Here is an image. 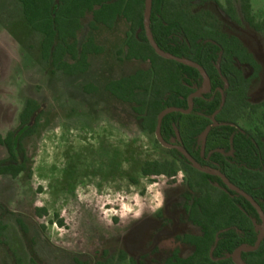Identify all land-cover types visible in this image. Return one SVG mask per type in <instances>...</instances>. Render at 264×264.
Returning a JSON list of instances; mask_svg holds the SVG:
<instances>
[{
  "label": "trees",
  "instance_id": "1",
  "mask_svg": "<svg viewBox=\"0 0 264 264\" xmlns=\"http://www.w3.org/2000/svg\"><path fill=\"white\" fill-rule=\"evenodd\" d=\"M208 1L152 0L149 16L159 48L195 61L207 75L209 89L192 98L191 108L189 96L201 88L204 77L199 69L155 52L146 32V0H11L5 10L8 21L25 20L29 24V47L38 50L52 72L70 76L87 72L90 57L105 52V43L97 39L102 25L111 28L120 17L129 24L125 44L115 50L114 61L135 60L148 65L108 80L102 89L127 103L139 129L149 134L155 133L160 114L168 110L160 120V137L185 151L161 146L163 157L146 159L140 165L141 174L153 182L164 177L173 183L179 170L186 174L180 205L188 227L177 238L188 245L189 252L182 254L175 248L155 264H238L233 252L241 246H254L262 223L245 197L228 189L216 174L200 169L221 171L251 195L264 213V130L239 124V119L250 118L260 106L251 103L248 91L262 64L239 35L209 24L215 16L201 7ZM215 2L224 18L243 19L255 30L264 31V17H257L252 0ZM83 90L98 93L100 87L86 83ZM43 112L38 102L27 98L18 125L4 136L0 134V145L8 153L0 160V180L30 176L23 141L34 134ZM8 210L0 202V214ZM34 214L46 228V223L40 222L48 216L46 206L37 204ZM15 221L27 232L22 218ZM47 223L63 227L65 219L54 213ZM10 235L8 224L0 218V244L9 246L15 264H39L26 256L22 244L10 245ZM238 256L242 264H264V234L256 249L241 250ZM143 257L146 255L140 251L130 255L120 250L116 258L104 251L93 264L126 259L129 264H145Z\"/></svg>",
  "mask_w": 264,
  "mask_h": 264
},
{
  "label": "rangeland",
  "instance_id": "2",
  "mask_svg": "<svg viewBox=\"0 0 264 264\" xmlns=\"http://www.w3.org/2000/svg\"><path fill=\"white\" fill-rule=\"evenodd\" d=\"M10 2L0 0V134L18 125L27 98L44 112L34 134L23 141L30 176L0 180V202L9 209L0 218L11 232L9 244H22L26 256L39 264H93L104 251L115 258L120 250L130 255L144 252L145 264H155L175 248L187 254L188 245L177 238L188 227L180 205L186 174L179 170L173 183L164 177L153 182L141 174L144 160L161 158L165 151L155 133L139 129L127 103L102 89L108 80L148 65L114 61L115 50L127 38V21L120 17L111 28L102 25L97 39L105 43V52L90 57L87 72L70 76L53 73L38 50L30 49L29 24L5 18ZM252 5L263 18L264 0H252ZM201 7L215 16L209 24L239 35L262 64L248 91L251 103L260 106L239 124L264 130V31L243 19L224 18L215 0ZM86 83L100 91L85 92ZM6 156L0 145V159ZM37 204L48 209V216L40 220L46 223L44 229L35 218ZM54 213L65 219L63 227L47 223ZM16 218L23 219L27 232ZM8 247L0 244V264H15Z\"/></svg>",
  "mask_w": 264,
  "mask_h": 264
},
{
  "label": "water",
  "instance_id": "3",
  "mask_svg": "<svg viewBox=\"0 0 264 264\" xmlns=\"http://www.w3.org/2000/svg\"><path fill=\"white\" fill-rule=\"evenodd\" d=\"M151 9H152V0H146V18H145L146 32H147V36H148L149 40L151 41V43L154 46L153 48H154L155 52L158 55L162 56V57H165V58H168V59H173V60H175L177 62H180L182 64H186V65H190V66L195 67V68H197V69L200 70V72L202 73L204 79L206 80L207 88L206 89H200V90H198L196 93L192 94L191 97L192 96H195V95H198L202 91L208 90L209 82H208L207 75L205 74L203 68L198 63H196L195 61H192L190 59H187V58L177 57L175 55L168 54V53L162 51L159 48L160 46L158 45L157 41L155 40V38L153 36V32H152L151 25H150L149 16H150V13H151ZM170 110H173V109H169V111ZM167 111H164V112H162L160 114L158 123L156 125V129H155V134H156L157 138L163 144H165V143L161 140V137H160V120H161L162 116L164 115V113H166ZM181 151L183 153H185L183 149ZM194 164H195V166H197L198 168H200L195 162H194ZM200 169H202L204 171H208L207 169H204V168H200ZM210 172L218 174L221 177V179L223 180V182L227 185V187L229 189L234 190V191L238 192L239 194L243 195L255 207V209L258 211V213L260 214L261 218L263 219L262 232L259 235V237H258L257 241L255 242L254 246H252V247L241 246V247H238L233 252L232 257L234 258V260L238 264H242V262L240 261L239 256H238L239 252L241 250L256 249L259 246L260 239L262 238V236L264 234V215H263V212H262L260 206L258 205V203L253 199V197L251 195H249L245 191L241 190L240 188H238L237 186H235L234 184H232L224 174L220 173L219 171H210Z\"/></svg>",
  "mask_w": 264,
  "mask_h": 264
},
{
  "label": "flooded vegetation",
  "instance_id": "4",
  "mask_svg": "<svg viewBox=\"0 0 264 264\" xmlns=\"http://www.w3.org/2000/svg\"><path fill=\"white\" fill-rule=\"evenodd\" d=\"M205 79H203V82H202V85H201V88L200 89H206L207 88V83H205ZM209 82V81H208ZM205 83V84H204ZM204 87H206V88H204ZM200 89H198V90H200ZM208 89H209V87H208ZM197 90V91H198ZM196 91V92H197ZM206 91H208V90H206ZM206 91H202V92H206ZM196 92H194V93H196ZM194 93H192V94H194ZM201 93V92H200ZM200 93L198 94V95H200ZM191 94V95H192ZM191 95L189 96V104H190V108L192 107V98L193 97H195V96H198V95H195V96H192L191 97ZM189 110V109H188ZM187 110V111H188ZM212 121L214 122L215 120H214V117L212 118ZM242 126V125H241ZM259 129V128H258ZM262 130V129H261ZM4 136V135H3ZM162 140V139H161ZM158 142L161 144V146H164V147H167V148H174V147H176V148H178L180 151L182 150V148L181 147H179V146H177V145H175V144H168V143H165V144H163L159 139H158ZM1 146H4V145H1ZM6 148V147H5ZM6 152H7V149H6ZM182 152V151H181ZM185 152V151H184ZM183 153V152H182ZM183 154H185V153H183ZM7 155H8V153H7ZM7 157V156H6ZM5 157V158H6ZM2 159H4V158H2ZM1 160V159H0ZM204 169H206V168H204ZM202 170V169H201ZM208 171H205V172H209V173H211V174H216V173H212V172H210V171H219V170H215V169H207ZM202 171H204V170H202ZM220 173H222L221 171H219ZM223 174V173H222ZM217 176H219L218 174H216ZM225 175V174H224ZM226 176V175H225ZM220 177V176H219ZM221 178V177H220ZM222 180V179H221ZM229 180V179H228ZM223 181V180H222ZM230 181V180H229ZM231 182V181H230ZM232 183V182H231ZM225 184V183H224ZM233 184V183H232ZM226 185V184H225ZM227 186V185H226ZM236 186V185H235ZM239 188V187H238ZM229 189V188H228ZM231 190V189H230ZM242 190V189H241ZM232 191H234V190H232ZM236 192V191H235ZM238 193V192H237ZM247 193V192H246ZM243 196V195H242ZM244 197V196H243ZM252 205V204H251ZM259 205V204H258ZM253 206V205H252ZM254 207V206H253ZM255 208V207H254ZM263 212V211H262ZM260 215V214H259ZM263 215H264V213H263ZM261 217V216H260ZM262 219V218H261ZM262 228H263V219H262V223H261V225H260V230H259V235L261 234V232H262ZM259 237V236H258ZM182 242V241H181ZM183 243V242H182ZM252 247V246H251Z\"/></svg>",
  "mask_w": 264,
  "mask_h": 264
},
{
  "label": "bare ground",
  "instance_id": "5",
  "mask_svg": "<svg viewBox=\"0 0 264 264\" xmlns=\"http://www.w3.org/2000/svg\"><path fill=\"white\" fill-rule=\"evenodd\" d=\"M206 83V82H205ZM207 86V85H206ZM204 88H206V87H204Z\"/></svg>",
  "mask_w": 264,
  "mask_h": 264
}]
</instances>
